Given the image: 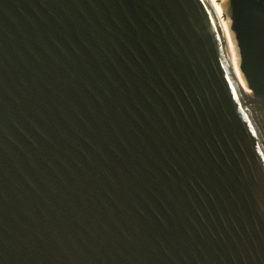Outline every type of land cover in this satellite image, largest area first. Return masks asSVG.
<instances>
[{"label": "water", "instance_id": "1", "mask_svg": "<svg viewBox=\"0 0 264 264\" xmlns=\"http://www.w3.org/2000/svg\"><path fill=\"white\" fill-rule=\"evenodd\" d=\"M0 264H264V0H0Z\"/></svg>", "mask_w": 264, "mask_h": 264}]
</instances>
